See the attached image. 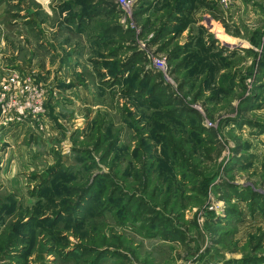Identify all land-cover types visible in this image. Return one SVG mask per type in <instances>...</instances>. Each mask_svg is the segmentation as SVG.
Returning a JSON list of instances; mask_svg holds the SVG:
<instances>
[{
	"label": "rangeland",
	"instance_id": "rangeland-1",
	"mask_svg": "<svg viewBox=\"0 0 264 264\" xmlns=\"http://www.w3.org/2000/svg\"><path fill=\"white\" fill-rule=\"evenodd\" d=\"M131 1L58 0L0 112V264H264V0Z\"/></svg>",
	"mask_w": 264,
	"mask_h": 264
},
{
	"label": "crops",
	"instance_id": "crops-1",
	"mask_svg": "<svg viewBox=\"0 0 264 264\" xmlns=\"http://www.w3.org/2000/svg\"><path fill=\"white\" fill-rule=\"evenodd\" d=\"M57 4L58 0H0V86L5 77L19 73L48 92L49 99L57 97Z\"/></svg>",
	"mask_w": 264,
	"mask_h": 264
},
{
	"label": "built area",
	"instance_id": "built-area-1",
	"mask_svg": "<svg viewBox=\"0 0 264 264\" xmlns=\"http://www.w3.org/2000/svg\"><path fill=\"white\" fill-rule=\"evenodd\" d=\"M117 4H129L131 0H115ZM29 77L18 73L5 77L0 86V112L15 111L25 114L29 111L40 114L43 110V93Z\"/></svg>",
	"mask_w": 264,
	"mask_h": 264
},
{
	"label": "trees",
	"instance_id": "trees-1",
	"mask_svg": "<svg viewBox=\"0 0 264 264\" xmlns=\"http://www.w3.org/2000/svg\"><path fill=\"white\" fill-rule=\"evenodd\" d=\"M50 174H51V176H52V171H50ZM92 201L93 200H90L89 201V203H92ZM51 201H49V203H50ZM80 204V203H79ZM85 205V204H84ZM79 206V205H78ZM42 220H44V219H42ZM44 223V222H43ZM25 226H26V224H25ZM16 229V227L15 228H13V231L12 232H14V230ZM11 236V235H10ZM13 236H15V237H17V238H21L22 236H23V234L22 233H20V232H17V231H15L14 233H13ZM9 239V238H8ZM9 240L7 241V244H9ZM101 252V251H100ZM101 257V254H99V252H98V255H97V257H96V259L95 260H93L92 261V263L91 264H97L98 263V258H100Z\"/></svg>",
	"mask_w": 264,
	"mask_h": 264
}]
</instances>
